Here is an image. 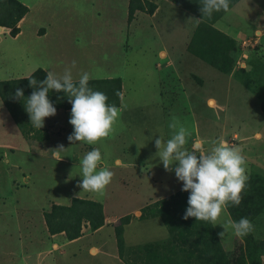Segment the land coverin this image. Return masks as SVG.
<instances>
[{
  "label": "rangeland",
  "instance_id": "rangeland-1",
  "mask_svg": "<svg viewBox=\"0 0 264 264\" xmlns=\"http://www.w3.org/2000/svg\"><path fill=\"white\" fill-rule=\"evenodd\" d=\"M18 1L30 6L31 17L22 25L24 35L18 40L5 32L0 34V81L28 77L41 60L58 63L53 68L57 75L73 61L77 65L83 60L86 66L81 69L92 79L121 77L123 97L115 134L95 145L68 142L73 132L69 110H58L54 117L45 118L39 130L27 118L19 122L12 117L0 99V264H128L117 248V224L124 226L126 250L165 241L168 234L161 220H141L137 213L183 186L155 155V139L171 138L169 124L174 116L191 132L186 147L209 151L210 141L225 139L242 149L249 174L264 176V114L259 100L237 79H241L242 69L262 64L257 59L264 64V45L255 51L260 44L251 43L245 52L239 46L242 39L254 38L253 27L264 31L259 21L261 11L251 0L238 2L214 25L235 38L239 48L229 74L188 53L186 47L197 21L171 2H158L160 11L153 18L140 15L130 27L122 28L126 16L116 6L120 0H81L79 7L89 2L87 17L82 20L73 15L79 9L74 0H45L46 11L39 9L40 0ZM83 20L86 33L91 29L92 44L84 42L86 33H78ZM53 25L70 27L71 34L66 35L69 47L62 48L58 57L49 50V57L32 56V46L39 53L47 41L35 43L30 34ZM105 41H112L115 50L104 47L101 43L109 44ZM80 49L81 57L76 61ZM160 50L166 51L165 59L159 57ZM109 53L119 56V65H101L105 58L109 60ZM76 65L72 68L74 80L79 78ZM209 100L214 105H209ZM58 145L66 149L60 161L52 152ZM94 147L100 149L101 166L114 173L103 196L78 186L83 178L80 161ZM72 198L100 203L108 224L94 234L84 229L82 238L71 242L63 235L51 237L43 212L52 204L68 206ZM228 220L226 210L212 225L217 235L224 231L220 240L231 255L243 238L234 235ZM252 223L253 237L263 239L264 211Z\"/></svg>",
  "mask_w": 264,
  "mask_h": 264
},
{
  "label": "trees",
  "instance_id": "trees-1",
  "mask_svg": "<svg viewBox=\"0 0 264 264\" xmlns=\"http://www.w3.org/2000/svg\"><path fill=\"white\" fill-rule=\"evenodd\" d=\"M177 7L191 14L196 20L201 18V0H168ZM241 0H230V10ZM264 13V0H251ZM155 6L140 0H130L128 8V22L134 18L136 11H146L152 14ZM28 13V8L18 0H0V27L9 30V35L15 37L19 33L18 23ZM227 13H214L209 20L203 18L196 22L186 50L189 54L216 69L220 73L229 74L237 54L236 40L217 30L214 25ZM264 45L261 44L254 50ZM254 51V52H255ZM261 54V53H260ZM262 55V54H261ZM252 57L257 58V55ZM249 70H241V84L250 91L260 102V111L264 114V64ZM33 78L43 81L46 73L38 68ZM121 80L90 79L89 86L93 90L104 92L108 96V103L120 106L122 94ZM23 89V99H14L16 89ZM34 89L29 87L27 78L0 81V99L16 120H29L25 110V101ZM48 98L58 110H71V104L64 93L50 91ZM31 125V123H29ZM22 126V125H21ZM29 126V125H28ZM189 193L181 190L161 199L151 207H146L139 215V219L158 218L166 228L168 238L163 242L148 243L132 250H126L123 239L124 226L115 225V238L119 253L126 256L128 264H262L264 258V238L256 239L250 233L245 236L241 244L235 247L232 254L223 249L220 238L211 223L196 221L195 218L184 220ZM239 206L229 205V218L239 221L247 218L253 222L264 211V176L256 172L249 174L248 187L242 194ZM47 233L54 237L63 235L68 241L77 240L82 236V229L87 227L89 232H95L105 225L103 206L93 200L72 198L68 206L52 204L48 211L43 212ZM130 220V217H126Z\"/></svg>",
  "mask_w": 264,
  "mask_h": 264
},
{
  "label": "clouds",
  "instance_id": "clouds-1",
  "mask_svg": "<svg viewBox=\"0 0 264 264\" xmlns=\"http://www.w3.org/2000/svg\"><path fill=\"white\" fill-rule=\"evenodd\" d=\"M201 5V18L196 20L198 23L203 18L210 20L214 13L230 11V0H201ZM263 38L264 36L261 39ZM75 65L76 62L73 61L62 75L48 71L43 81H37L33 74H29L26 78L29 87L34 90L25 101V110L30 123L40 130L44 127L45 118L56 115V107L48 98V93L62 92L71 104L68 123L73 132L67 137L68 142L95 145L115 134V126L122 110L115 104H109L104 92L93 90L89 86V73L83 72L78 80H74L72 68ZM115 95L120 97L121 93L116 92ZM14 99H23V89H16ZM169 128L172 130L171 138L165 140L158 136L155 139V155L164 170L174 171L176 179L182 182L181 191L189 193L188 207L182 218L187 220L191 217L196 221L215 224L229 205L241 204L242 194L248 187L249 180L246 157L241 148L230 145L225 139L210 141L212 147L209 151L198 146L192 149L186 147L191 132L175 116L172 117ZM65 150L63 145H58L52 152L60 161L61 153ZM101 162L99 148L94 147L87 152L80 161L83 178L78 185L82 190L99 196L105 194L114 175L107 167H102ZM173 165L176 166L173 168ZM228 225L233 229L234 235L241 239L254 231L253 223L247 218H241L238 222L229 218ZM218 236L222 238L224 231L218 233Z\"/></svg>",
  "mask_w": 264,
  "mask_h": 264
},
{
  "label": "crops",
  "instance_id": "crops-1",
  "mask_svg": "<svg viewBox=\"0 0 264 264\" xmlns=\"http://www.w3.org/2000/svg\"><path fill=\"white\" fill-rule=\"evenodd\" d=\"M42 4H38V7L40 10L44 9L46 11V7H47V2H45V0H40ZM49 1V0H48ZM85 1V0H84ZM87 1H91V0H87ZM117 1V0H115ZM143 4L148 2L152 5L155 6V10L153 11L152 14H149L148 12L146 11H136L135 14H134V18L131 22H128V8H129V2L130 0H120L116 6L120 7L122 9V12L124 13V15L126 16V24L122 22V28H125V25L128 27H130L131 23H133V21L135 19L138 18V16H150L151 18H153L159 11H160V8H159V4L158 2H167L168 0H140ZM51 2V0L49 1V3ZM74 2L76 3L77 7L79 8L78 10H75L73 11V15L80 20H82V18L84 17H87L86 15V12H87V5L89 4L88 3H85L83 4V6L79 7V3L81 2V0H74ZM169 2V1H168ZM23 5H26V7L28 8V13L25 15V17L18 23V28H19V33L15 36V37H11L9 35V30L8 29H5V28H0V34L5 32L6 34H8L11 38L13 39H17L21 36V35H24V31L22 29V25L31 17V8L29 5L25 4V3H22ZM239 4V3H238ZM237 4V5H238ZM106 7V5L104 4V8ZM86 10V12H85ZM79 11V12H78ZM51 12V11H50ZM38 13L40 14V11H38ZM261 15H262V18L259 19L260 23L261 24H264V13L261 12ZM77 21V20H76ZM75 21V22H76ZM82 25H78V33L80 35H84L86 33V30H87V24H85V20L82 21ZM121 25V24H120ZM264 27V26H263ZM121 28V26H120ZM216 28V27H215ZM217 29V28H216ZM219 30L220 32L224 33L223 30H220V29H217ZM259 31H262L261 29L257 28V27H253V33L257 34ZM4 33V34H5ZM91 33V29H89V31L86 33V40L84 42H88V43H91L93 42L92 38L90 37V34ZM70 35L71 34V29L70 27H67L65 26L64 29L62 28H59V26H56V25H53V26H50L48 27L47 29H40L39 31L37 30H34L30 35L32 37V39L35 41V43H43L44 41H47L45 43H43L44 45L41 46L42 48L40 49V52L37 53L34 51V48L32 46V50H30V53L32 56H35V55H39L40 54V58L43 57V56H48V53H47V50L50 51V53L53 55V56H56L58 57L60 54H61V50L62 48H68L69 47V43H67V36L66 35ZM225 34V33H224ZM64 35V36H63ZM225 35H228L229 37L233 38L232 36H230V34H225ZM63 36V38H62ZM59 39H62L61 43H57V41ZM70 39V37H69ZM235 40V38H233ZM109 44H106V43H101L104 47H110L109 50H115V47L113 46L114 43H112V41H105ZM240 42V40L238 41ZM92 44V43H91ZM40 45V44H39ZM79 54L76 55V61L78 59H80L81 57V49L79 50ZM124 55L127 54V52H123ZM167 56V53L166 51L164 50H160L159 51V57L162 58V59H165ZM108 61L107 59L105 58V62L103 64H101L102 66H106V68H111V67H115L117 65L120 64V58L119 56H115L112 55L111 53L108 54ZM42 61V64H37L38 68L42 69L45 73H47L48 71H52L53 72V68L54 67H57L58 66V63H53L51 61H47V62H44L43 60ZM167 65H170L169 63ZM77 66V70H74L75 73L77 75L80 76L81 73H83V70L81 69V67H84L86 66L85 64V61H80L79 64L76 65ZM37 68V69H38ZM36 68L33 70L35 71ZM114 72V70H113ZM103 76H98L96 79L100 78V79H114V78H119L121 80V84L123 86V82H122V78L121 77H112V76H107L106 78H102ZM79 78H76V80H78ZM92 79V78H91ZM122 97H123V93L121 94V101H120V106L119 108L121 107V103H122ZM210 102H213V105H214V101L213 100H209L208 103L210 104ZM59 111H57L56 113H58ZM68 113L71 112V110L67 111ZM196 143H194L193 145H195ZM138 217L140 215V213H137ZM108 224V219L106 218L105 219V225ZM104 225V226H105ZM103 226V227H104ZM102 227V228H103ZM102 228H100L99 230L95 231V232H90L91 234H94V233H98L102 230ZM84 229H87V228H83L82 229V235H83V230ZM88 230V229H87ZM82 236L80 238H78L77 240L81 239ZM75 241V240H74ZM92 249H94L95 251H97L96 248L92 247Z\"/></svg>",
  "mask_w": 264,
  "mask_h": 264
},
{
  "label": "built area",
  "instance_id": "built-area-1",
  "mask_svg": "<svg viewBox=\"0 0 264 264\" xmlns=\"http://www.w3.org/2000/svg\"><path fill=\"white\" fill-rule=\"evenodd\" d=\"M264 36V31L254 34V38L243 39L240 43V47L245 52L246 47L250 46L251 43L255 45L260 44L261 38ZM257 40V41H256ZM243 58H246L245 55Z\"/></svg>",
  "mask_w": 264,
  "mask_h": 264
},
{
  "label": "bare ground",
  "instance_id": "bare-ground-1",
  "mask_svg": "<svg viewBox=\"0 0 264 264\" xmlns=\"http://www.w3.org/2000/svg\"><path fill=\"white\" fill-rule=\"evenodd\" d=\"M209 105H211V106H212V105H213V102H210V104H209Z\"/></svg>",
  "mask_w": 264,
  "mask_h": 264
},
{
  "label": "water",
  "instance_id": "water-1",
  "mask_svg": "<svg viewBox=\"0 0 264 264\" xmlns=\"http://www.w3.org/2000/svg\"><path fill=\"white\" fill-rule=\"evenodd\" d=\"M1 28V27H0Z\"/></svg>",
  "mask_w": 264,
  "mask_h": 264
}]
</instances>
